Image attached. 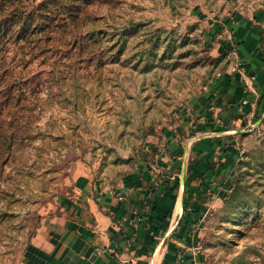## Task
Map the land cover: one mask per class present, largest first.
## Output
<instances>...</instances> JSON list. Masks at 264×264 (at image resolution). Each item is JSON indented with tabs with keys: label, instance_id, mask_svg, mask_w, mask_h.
<instances>
[{
	"label": "rangeland",
	"instance_id": "obj_1",
	"mask_svg": "<svg viewBox=\"0 0 264 264\" xmlns=\"http://www.w3.org/2000/svg\"><path fill=\"white\" fill-rule=\"evenodd\" d=\"M89 2L75 22L51 23L52 39L35 47L51 51L31 56L12 45L0 54L12 69L0 93L11 91L24 109L14 120V101L0 117V264L24 263L40 220L77 170L118 166L111 174L118 178L143 150L166 149L187 109L229 68L230 21L241 8L264 7V0ZM19 81L21 88L9 86ZM239 128L211 162L212 182L223 185L198 224L208 264H264V118ZM226 144L234 146L227 156Z\"/></svg>",
	"mask_w": 264,
	"mask_h": 264
},
{
	"label": "crops",
	"instance_id": "obj_2",
	"mask_svg": "<svg viewBox=\"0 0 264 264\" xmlns=\"http://www.w3.org/2000/svg\"><path fill=\"white\" fill-rule=\"evenodd\" d=\"M228 28L229 68L187 109L166 149L143 150L118 178V166L77 170L40 220L23 264H208L198 224L223 185L211 180L213 157L225 149L218 143L264 118V7L241 8ZM226 148L227 156L234 146Z\"/></svg>",
	"mask_w": 264,
	"mask_h": 264
},
{
	"label": "trees",
	"instance_id": "obj_3",
	"mask_svg": "<svg viewBox=\"0 0 264 264\" xmlns=\"http://www.w3.org/2000/svg\"><path fill=\"white\" fill-rule=\"evenodd\" d=\"M26 2V0H0V54L3 51L6 53L9 47L13 45V47L25 48L29 51L28 55L32 56V50L38 51L37 54L40 53L39 55H43L50 49L43 50L35 47L39 44L38 41L43 38L47 40L52 39L50 38L53 35L51 23H54L53 25L59 29L60 27L58 26L65 23L66 17L75 22L80 13L78 8L90 4L89 0H32L33 5L31 8H28ZM69 50L75 53L77 48H69ZM10 70L12 69L7 68L4 60L0 57V87L4 84ZM9 86L21 88L24 84L19 81ZM14 101L15 103L13 104ZM19 101L20 99L14 100L11 91H8L3 96L1 94L0 102L5 105L3 106V110H0V117L3 115L8 117L10 111L13 109L15 114H12L11 117L14 120L22 118L21 113L24 109H22V106L17 105ZM11 104L14 107L8 111ZM8 139L10 142L7 145V149L11 150L14 138L9 136ZM2 152L3 149L1 148L0 154Z\"/></svg>",
	"mask_w": 264,
	"mask_h": 264
},
{
	"label": "built area",
	"instance_id": "obj_4",
	"mask_svg": "<svg viewBox=\"0 0 264 264\" xmlns=\"http://www.w3.org/2000/svg\"><path fill=\"white\" fill-rule=\"evenodd\" d=\"M239 68V65L234 66V69L237 70Z\"/></svg>",
	"mask_w": 264,
	"mask_h": 264
}]
</instances>
